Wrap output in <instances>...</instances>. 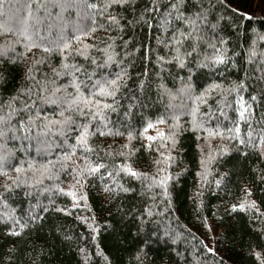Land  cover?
I'll use <instances>...</instances> for the list:
<instances>
[{"label":"trees","instance_id":"16d2710c","mask_svg":"<svg viewBox=\"0 0 264 264\" xmlns=\"http://www.w3.org/2000/svg\"><path fill=\"white\" fill-rule=\"evenodd\" d=\"M106 2L0 0V77L6 76V81L0 79V116L7 113L9 102L19 107L12 97L21 89L33 86V81L25 79L24 68L29 65L39 69L34 73L37 81L41 80V73H45V79L50 77L55 80V86H59L70 78L60 76L57 79L52 68L61 63H86L74 49L81 48L90 58L103 59L99 50L111 43L108 36L116 32L106 33L97 28L90 35L82 33L95 27L93 21L103 23L99 15L103 9L99 5ZM210 3L215 14L223 17V31L218 35L224 37L225 44H217V49L223 51L227 63L198 64L190 77L187 69H178L174 62L163 65L157 62L158 55L174 53L157 44L162 33L155 22L152 27L136 26L128 31L127 35L135 38L136 46L131 55L124 58L128 79L121 97L126 94L134 99L130 111L135 115L127 122L134 138L128 140L123 121L117 122L113 115L107 128L102 130L111 129L123 135L97 134L89 143L93 147V162L101 159L113 171V179L104 176L103 183L115 192L118 181L119 186L130 187L134 192H119L113 200L112 193L103 189L100 176H96L89 178L90 184L83 189L87 199L78 195L74 202L72 196L59 192L58 188L77 191L72 187L75 176L72 166L73 162L83 166L82 149L78 148L66 162L68 169L61 171L58 157L63 162V140L57 132H41L40 127H33L30 138L23 141L18 137L0 138V164L4 169L0 171V264H138L137 242L132 237L136 236L135 224L140 214H147L149 210L152 214L149 227L158 228L161 234L167 230L170 236L161 235L158 243L157 237L151 238V248L146 249L147 264H160L161 261L167 264H261L264 261V157L248 144L249 140L252 144L258 143L264 132V0H210ZM46 7L51 10V16L46 15ZM232 8L250 13V19L238 15L234 18ZM117 11L120 10H107L113 15ZM75 36L80 37L79 41L73 39ZM64 41L71 43L72 51L67 56H61L57 48ZM84 44L95 47L83 49ZM121 47L116 50L120 51ZM46 48L51 52H45ZM213 51L203 45L201 51L193 55L210 57ZM183 52L182 48V55ZM110 71L115 73L117 69L113 66ZM188 79H192L196 88L191 98L182 82ZM141 80L146 82L143 90L135 87ZM240 80L245 83L235 92L224 93L217 89L200 96L213 83L227 88ZM43 86L49 92L53 87L52 84ZM122 102L128 104L130 101L124 99ZM43 107L49 117H53V106ZM205 113L210 114V120H206ZM16 119L13 115L10 123L15 125ZM217 121L223 136L213 137L210 139L213 143L206 142L207 146L204 144V136L208 134L205 129L215 127ZM148 123L153 127L147 128ZM237 124L238 132L235 131ZM173 127L179 130L176 148L171 147L168 137ZM228 129L233 131L229 133ZM149 135L157 139L148 141ZM125 143L128 149L121 147ZM222 145L229 149L223 155L217 151ZM63 151L70 150L64 146ZM121 152H130V155H117ZM160 152L165 156L171 153L175 164L169 166V171L180 173L174 187L169 181L168 195L158 183L145 191L144 186L151 180L116 171L119 165L130 164L151 177L156 174L155 161L164 159ZM210 152L214 159L208 165L205 182L198 173L204 171L201 160ZM48 161L55 167L48 165ZM17 166L22 169L19 173L14 171ZM44 167H49V171L45 172ZM52 172L55 175L50 179ZM215 179H221L220 188L215 185ZM201 183L205 184L204 194L198 196ZM6 184L9 187L5 188ZM244 187L252 190L247 200L255 201L256 207H247ZM234 202H245L246 210L225 213V207ZM118 205L121 211H117ZM45 208L48 211H42ZM62 208L66 211H60ZM129 209L135 211V221L124 214ZM36 214L40 219L29 222L20 236L7 234L13 221L28 222V218ZM93 217L100 225L95 239L85 223V220L93 222Z\"/></svg>","mask_w":264,"mask_h":264},{"label":"snow or ice","instance_id":"6c2138e0","mask_svg":"<svg viewBox=\"0 0 264 264\" xmlns=\"http://www.w3.org/2000/svg\"><path fill=\"white\" fill-rule=\"evenodd\" d=\"M93 8L97 5H92ZM103 9L99 13L103 17V23H98L93 21L95 27L89 29L88 32L82 33V35H90L96 32L97 28L103 29L106 33L116 32V35H109L108 40L111 43L105 44L103 48L99 51L103 53V59L96 57L90 58L85 51L81 48H76L74 51L79 54L80 57L86 61V63H80L75 61L73 63H61L57 67L52 68V74L58 79L60 76H66L70 79L66 84L55 86V80L47 77V74L41 73V80L37 81L34 75L39 69L34 68L29 65L24 68L25 79L34 82L33 86L25 87L17 93L16 96L12 97L13 101L19 103V107H14L11 102L6 106L8 108L7 113L4 116H0V138H19L23 141L26 138H30L29 134L33 127H40L41 132L55 131L59 134V137L63 140L61 156L63 157V162H60L58 157L59 167L61 171L68 169L69 165L66 163L76 154L77 149H82L80 156L84 161L83 166L76 165L73 162L72 172L75 173L73 177L72 187L76 188L77 191L66 190L63 188H58L61 193L67 192L68 195L72 196L75 202L78 199V195H82L84 199H87V193L83 191L85 187L90 184L89 178H95L100 176L101 184L103 189L109 193H112V199H117L119 192L129 193L134 192V189L130 187L119 186L117 181V189L114 190L109 187L108 184L103 183V177L107 176L109 180L113 179V171L110 170L109 165H107L103 160L97 159L95 162L91 159L93 153V147L89 143L91 137L96 136H106V135H123V133L116 131L113 132L111 129L108 131H103L102 129L107 128L110 122V118L116 115V121H123L122 126L125 127L127 131V138L131 141L134 136L131 130H128L127 122L135 115L134 111H130L133 107L134 99L131 96L124 95L121 97L122 90L126 89L125 81L128 79V73L124 67L125 57L131 55V51L134 50L136 46L135 38L128 36V31L130 28L136 26H147L152 27L153 22L158 31L162 33V37L157 41L158 45H162L165 49H168L174 55H158L157 62L161 65L169 62H174L175 66L184 70L187 69L189 77L193 69L197 68L198 64H205L207 61L213 63H227L226 57L223 51L217 49V44L224 45L225 39L219 36L218 33L223 31L221 27V22L223 17H218L215 14L210 0H107L106 3L99 5ZM109 8L114 11L119 9L115 15L107 12ZM137 8L140 11H137ZM231 11L235 15L240 17H248L250 19V13L242 12L239 8H232ZM107 13V14H106ZM125 13V14H121ZM131 17V18H129ZM169 33H171L169 35ZM25 35V33H22ZM127 37V38H125ZM27 38V37H26ZM73 39L79 41L80 37L75 36ZM96 39V37H94ZM119 41V45L117 44ZM215 41V43H213ZM203 45L211 47L213 55L210 57L201 58L199 55H193L194 53H199ZM122 46L120 51H117V47ZM83 49L95 47V45L84 44ZM61 56L69 55L72 51L70 41H64L62 44L57 46ZM184 49L183 55L181 54V49ZM68 50V51H65ZM45 52H51V49H45ZM7 55V53H5ZM99 60V62H98ZM43 64L44 61H39ZM115 67L117 71L115 73L111 72L110 69ZM4 79L5 77H0ZM186 84V89L190 93L196 91L195 85L192 79L187 81H182ZM245 82L240 80L239 82H232L230 87L221 88L220 84L213 83L207 89L200 93V96L209 95L213 90L221 89L224 93L237 91ZM45 84H52L53 87L51 91H47L43 86ZM39 85V87H37ZM146 86V82L141 80L135 85L136 88L143 90ZM159 87V85H158ZM71 88L72 91H68ZM21 93L23 95H21ZM197 97V99L200 98ZM107 98V99H105ZM127 99L130 102L128 104H123L122 100ZM110 100V102H108ZM44 105L53 106V117H49L48 113L45 111ZM23 114V115H22ZM122 114V115H121ZM17 117L15 125L10 123L12 116ZM241 118H243V112L240 113ZM43 117V119H41ZM206 120H210L211 116L209 113H205ZM95 122V126L93 127ZM162 122V121H161ZM139 124L140 121L138 120ZM151 123L147 124V128H152ZM219 129V122L213 128L205 129L210 137L223 136V130ZM229 133L233 130L228 129ZM235 131H239V125L235 126ZM163 135V133H160ZM179 135V130L173 127L169 133L168 137L172 141V148L177 147V136ZM251 137V132L249 133ZM231 135L229 139H231ZM148 141H154L157 139L156 136H147ZM74 141V142H70ZM241 144H245L244 140L239 141ZM248 144L254 149H258L261 157H264V132H261L259 141L256 144H252L249 140ZM66 146L70 151H63V147ZM122 148L128 149L129 145L127 143L121 145ZM151 147V145H147ZM27 151V146L24 148ZM159 151V149H157ZM226 145H222L217 149V151L223 155L228 151ZM99 156V151L96 153ZM111 155V153H109ZM117 155H130V152L117 153ZM163 160H156L157 165L156 174L149 177L147 173L140 172L134 169L130 164H121L116 171L124 172L133 178L138 179H149L151 180L144 190H151L155 184H159L164 187L165 195H168V183L172 182L174 187L176 181L179 178V172L169 171V166L175 164V158L169 153L165 156L164 152H160ZM214 159L211 152L208 154L207 158L201 160V168L204 170L198 175L201 176L202 181H207L208 178V165ZM53 168L55 165L52 161L47 162ZM32 165L29 164V168ZM103 169V171H101ZM3 165L0 164V171H3ZM21 167L17 166L14 171L21 172ZM44 171L48 172L49 167H44ZM183 171L182 169L180 170ZM6 174V173H5ZM55 175L52 172L49 176L51 179ZM16 183L15 180L12 181ZM39 182V181H38ZM217 188L221 187V179L214 180ZM9 185H5V188ZM57 187V185H53ZM205 187L204 183H201L197 189V195L203 196V189ZM245 198L252 195V190L244 187L242 189ZM73 206H76L75 203ZM247 207H256L255 201L247 200ZM237 209L246 210L245 202H234L225 207V213L230 210L235 212ZM259 211V209H256ZM42 211H48L47 208ZM60 211H66L65 209H60ZM117 211H121L119 205L117 206ZM129 216L133 221L136 220V213L134 210L129 209L124 213ZM151 211H147V214L141 213L139 222L135 224L136 236L132 237L133 240L137 242V256L136 259L138 264H147L148 261V251L146 249L151 248V238L157 237L156 242L162 236L169 237L170 233L166 230L162 234L159 229L152 230L149 226L152 221ZM264 217V214H262ZM40 219L39 214L32 215L28 218V222H17L13 221L11 226L8 227V235L20 236L24 229L28 227V223H35L36 220ZM85 220L90 232L93 234V239L97 234V229L100 227L99 224ZM148 228V231H145ZM128 236H125V240ZM175 242V240H173ZM14 250V249H13ZM83 252L84 249H79ZM212 251V249H209ZM259 257V253H256ZM160 264H167V262L161 261ZM264 264V261L261 262Z\"/></svg>","mask_w":264,"mask_h":264},{"label":"rangeland","instance_id":"374dc122","mask_svg":"<svg viewBox=\"0 0 264 264\" xmlns=\"http://www.w3.org/2000/svg\"><path fill=\"white\" fill-rule=\"evenodd\" d=\"M47 6H48V4H46ZM45 10H46V15L47 16H51L52 14H49V12L51 11H49V8L48 7H46L45 8ZM45 14V13H44ZM42 28V27H41ZM47 29H48V32H50L51 33V30H50V28L49 27H47ZM204 144L207 142V143H209L208 145H210L211 143H213V142H211V140L210 139H212L213 137H210L208 134L207 135H205L204 136ZM207 143H206V145H207ZM207 145V146H208ZM211 150V148L208 150V152ZM214 229V228H213Z\"/></svg>","mask_w":264,"mask_h":264}]
</instances>
